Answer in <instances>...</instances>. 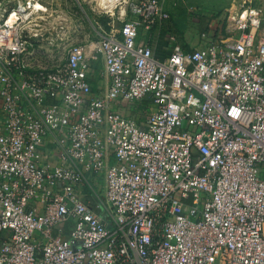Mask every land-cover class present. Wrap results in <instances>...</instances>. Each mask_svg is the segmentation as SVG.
<instances>
[{"label":"built area","instance_id":"1","mask_svg":"<svg viewBox=\"0 0 264 264\" xmlns=\"http://www.w3.org/2000/svg\"><path fill=\"white\" fill-rule=\"evenodd\" d=\"M165 2L90 47L0 0V264H264V3L187 50Z\"/></svg>","mask_w":264,"mask_h":264},{"label":"rangeland","instance_id":"2","mask_svg":"<svg viewBox=\"0 0 264 264\" xmlns=\"http://www.w3.org/2000/svg\"><path fill=\"white\" fill-rule=\"evenodd\" d=\"M138 0H121L113 10L103 8L99 0H36L46 7L43 15L54 23L66 45L74 42L92 46L112 29H118L128 17L132 3ZM233 0H166L171 15L167 31L174 32L187 48L202 42L203 31L215 32L227 20ZM264 3V0H259ZM156 29H153L155 34ZM166 32L161 36L165 41ZM129 113L138 116L150 109V100L123 101ZM100 187V186H96ZM178 196V195H177Z\"/></svg>","mask_w":264,"mask_h":264},{"label":"crops","instance_id":"3","mask_svg":"<svg viewBox=\"0 0 264 264\" xmlns=\"http://www.w3.org/2000/svg\"><path fill=\"white\" fill-rule=\"evenodd\" d=\"M38 3V2H37ZM40 3V2H39ZM43 5V4H42ZM217 30H219V29H216L215 30V32L217 31ZM202 43H203V41L199 44V46H201L202 45ZM185 45V44H184ZM158 46H159V48L160 47H164L165 46V41L163 42V41H160V43L158 44ZM199 46H197V47H199ZM185 48L187 49V50H190L191 48H187L186 46H185ZM157 50H160V51H168L167 49H157ZM94 69L95 70H93V74H92V76H91V82H92V86H93V88L95 89V91H101L102 90V88L105 86V83H106V79H105V77L102 75V63L101 62H98L97 64H96V66L94 67ZM123 101L124 100H120V104H121V107L123 106V107H125L126 108V112H127V114H129V115H135L136 116V114H134V113H129V109L125 106V104L123 103ZM0 105H1V101H0ZM1 115H2V112H1V109H0V122L2 121V118H1ZM138 116V115H137Z\"/></svg>","mask_w":264,"mask_h":264},{"label":"bare ground","instance_id":"4","mask_svg":"<svg viewBox=\"0 0 264 264\" xmlns=\"http://www.w3.org/2000/svg\"><path fill=\"white\" fill-rule=\"evenodd\" d=\"M100 5L103 6V8H108L109 10H113L116 6L117 3H121V0H99ZM36 7L39 9H46L44 5L41 3L36 2Z\"/></svg>","mask_w":264,"mask_h":264}]
</instances>
